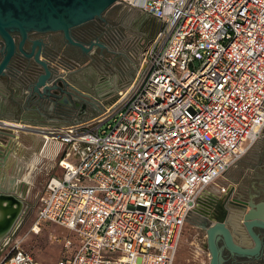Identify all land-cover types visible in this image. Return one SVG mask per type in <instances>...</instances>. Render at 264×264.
Masks as SVG:
<instances>
[{"label":"built area","instance_id":"built-area-1","mask_svg":"<svg viewBox=\"0 0 264 264\" xmlns=\"http://www.w3.org/2000/svg\"><path fill=\"white\" fill-rule=\"evenodd\" d=\"M118 3L160 28L111 106L49 131L64 151L32 230L79 239L57 264H175L202 196L264 133V0ZM0 264L40 262L15 244Z\"/></svg>","mask_w":264,"mask_h":264},{"label":"crops","instance_id":"crops-1","mask_svg":"<svg viewBox=\"0 0 264 264\" xmlns=\"http://www.w3.org/2000/svg\"><path fill=\"white\" fill-rule=\"evenodd\" d=\"M141 13L143 18L149 21V24L146 23L145 25V23H142V25H139L145 33L147 32L146 34H140L144 42H146L158 31L160 22L146 13ZM104 50L111 54L112 60L120 58L122 60L124 59L122 61L124 63H122L119 68L113 67L112 72L105 71L100 74L98 78L95 76L93 83L94 91L83 89L79 87L76 81L68 80L70 83V92H72L74 96L76 92H79V94L83 96L82 98H84L82 102H80V106L75 107V109L70 106L61 107L58 101L59 97H61V93L59 92H53L51 94L46 93L45 95L38 93L35 88L37 73L35 77L27 78L24 76L21 69H16L8 72L12 75L8 77L9 79L0 78V121L24 126L21 132H17L19 136L18 139L12 137L10 141H6L5 145L0 147L2 161L1 183L10 195L21 201V207L19 208L20 212L14 221L10 234L11 236L15 232L17 221L23 211L22 207L24 206V201L27 198V195L24 197L23 187L26 186L27 190L29 186L31 187L33 185L32 183L37 177L36 171L38 168L40 171H44L45 175L48 177L47 181L51 176L57 174V162L63 154L64 146L61 142L53 140L50 137L49 131L60 126L77 123V121L81 122L94 118L96 114L101 112V108L104 109L106 104H109V102L111 103L118 96V92L125 88L137 75L138 65L135 61L127 60V58L129 54L139 53V51L142 50L139 41H135L133 37L128 38L123 35L122 38L115 41L107 40L104 43ZM91 69L92 67L90 66V71L93 73ZM84 71H86V69ZM50 86L53 88L56 87L52 82ZM95 103H99L100 105L96 106ZM45 130L47 132H45ZM43 131L46 133L45 135L41 134ZM253 151L254 149L252 148L228 172L229 177L227 191L225 193L233 190V194L243 195L242 193L245 192L247 196L248 193L253 190L264 191V156L262 152H259L257 156L258 164H253L251 163L252 160L255 159ZM26 177H29L30 182H27ZM248 179L251 181L249 182ZM208 194L212 196H221L224 193L219 190V192H208ZM45 195L46 192L40 199L42 200V197ZM205 211L206 210H201V212L194 211L190 215L188 221H192L191 225L193 228L204 229L203 222L204 218H206ZM41 225L39 229L32 231L36 234L40 233ZM62 228L70 232V237L65 238L62 244L63 250L65 251V255L62 257L64 258L76 252L79 247V239L70 230L64 227ZM9 239H11V237H8V240ZM8 240H6L3 245L1 243L0 246L6 245ZM67 241L71 242L69 252L65 249ZM2 251L0 247V254H2L0 258L5 256ZM30 254L40 262V264H47L40 261L32 253ZM62 258L51 264H57Z\"/></svg>","mask_w":264,"mask_h":264},{"label":"flooded vegetation","instance_id":"flooded-vegetation-1","mask_svg":"<svg viewBox=\"0 0 264 264\" xmlns=\"http://www.w3.org/2000/svg\"><path fill=\"white\" fill-rule=\"evenodd\" d=\"M53 8L45 0H0V15L3 21L8 24L7 30L12 34L16 42V53L12 58L9 70L6 76L2 78L9 79L12 75L9 71L21 69L27 78L35 77L37 80L40 76L45 75L46 71L41 63H38L36 56L39 52L40 60L47 63L52 72L54 84L59 85L58 101L61 107L80 106L84 98L79 94L75 95L70 92L69 81L73 80V75L77 67H90L89 60L92 54L97 51L103 52L104 43L109 40L108 34H122L111 19V15L117 8H123L119 0H51ZM104 6H107L104 8ZM63 14L68 26L53 27L50 23L52 18L58 19ZM68 27V33L66 28ZM2 33L0 32V35ZM27 34V39L23 49L27 52L24 55L20 52L19 46ZM65 34H71L74 42L69 41ZM155 34V33H154ZM46 38V40H45ZM43 43L40 46V43ZM6 50V42L0 36V62L3 60V53ZM80 54L87 59L78 57ZM79 58V60H78ZM83 62V63H82ZM67 97V101L65 98ZM84 104V103H83ZM86 106V104H85ZM233 194L240 202L228 203L226 206L229 217L235 222L239 229H243V221H240L236 215L240 214L244 208L251 210L253 206L264 203V191L253 190L245 195ZM246 204L243 205L242 203ZM211 214L220 216L221 211L206 213L208 217ZM215 216V217H216ZM214 217V218H215ZM209 220L204 218L203 225ZM232 231V225H230ZM204 231V229H203ZM255 232L261 239L262 248L257 256H241L233 253L225 244L223 238L218 240V246L221 249L222 264H264V228H255ZM246 234V233H245ZM237 241V239L235 238ZM246 241L255 246V241L246 234ZM204 248L210 256L208 242L204 243Z\"/></svg>","mask_w":264,"mask_h":264},{"label":"rangeland","instance_id":"rangeland-1","mask_svg":"<svg viewBox=\"0 0 264 264\" xmlns=\"http://www.w3.org/2000/svg\"><path fill=\"white\" fill-rule=\"evenodd\" d=\"M111 19L114 20L115 25L117 21L118 25L116 26V28L122 34H108L109 40H118L122 38L123 35L128 38L133 37L135 41L140 42L142 48V44L145 42L140 34H146L147 32L145 33L142 28L139 27V25H142V23H145V25L146 23L149 24V21H146V19L143 18V15L140 11L130 10L126 7H119L115 12L112 13ZM141 51L142 50H140L139 53L129 54L127 60L135 61L138 65ZM78 57L81 59H87L85 58V56L82 57L80 54H78ZM89 57L91 59L89 60V62L91 64L90 66L92 67L91 70L93 73H91L90 67H88V69L87 66L83 65L82 68H76V72L74 73L72 78L77 82L79 87L91 91H94L93 83L95 76L96 78H98L99 75L104 73L105 71L112 72L113 67L119 68L120 65L124 63L122 62L124 59L122 60L119 58L117 60H112L111 54H109L106 50H103V52L97 51L95 54H92ZM85 69L86 71H84ZM133 80L123 89H127L131 85ZM76 96L77 95H75L74 97ZM95 104L96 106L100 105L99 103ZM111 104L112 102L106 104V106H104V109L108 106H111ZM104 109L101 108V112L96 114L92 119L100 116L103 113ZM252 148L254 149L253 152L255 159L252 160L251 163L258 164L257 156L259 155V152H262L264 156V133L261 139L255 145H253ZM59 170L60 168L57 167V172H55L58 173ZM36 172L37 177L33 181V185L31 187L29 186L27 190L26 186H24L25 189L23 187L24 197H26L27 195V198L24 201V206L22 207L23 211L19 216L15 232L11 236V239L9 241L10 243L8 244L7 242V244L1 246V248L3 250L2 253L6 255V253L11 250L13 245L20 244L23 249L25 248L26 251L32 253L40 261L51 264L65 255L62 244L65 238L70 237V232L54 223H43L41 225V232L38 234L32 231V227L34 226L39 216L38 210L40 207V197L46 192V184L48 179L44 171H40L39 168ZM228 174L229 173L227 172L217 182L216 185L212 186L209 189V192L216 193L219 192L220 187L227 186L229 177ZM250 181L251 180H249V182ZM83 183L84 182H80V184ZM86 183L89 184L90 182L87 181ZM191 223L192 221L190 220L185 226L175 264H210V256H208L207 250L204 248V243L206 242L207 237L206 232L205 230L203 231V229L201 230L200 228H193ZM8 237L9 236H7L6 240H8Z\"/></svg>","mask_w":264,"mask_h":264},{"label":"water","instance_id":"water-1","mask_svg":"<svg viewBox=\"0 0 264 264\" xmlns=\"http://www.w3.org/2000/svg\"><path fill=\"white\" fill-rule=\"evenodd\" d=\"M48 4L49 7L53 8V4L51 0H45ZM107 6H104V8ZM54 9V8H53ZM53 27H58V26H68V23L65 21V18L63 14H60L58 19L52 18L50 20V23ZM8 24L3 21L2 16L0 15V32L2 33L0 36L5 40L6 42V50L4 51L3 55V60L0 62V78L3 76H6L7 71L9 70V65L16 53V42L12 36V34H9L7 30ZM67 33H68V27L66 28ZM65 37L71 41L74 42L71 34H65ZM27 39V34H24V39L20 43L19 49L20 52L24 55H27V52L23 49V46L25 44V40ZM43 43H40V46H42ZM40 54L39 52L36 56V60L38 63H41L46 71L45 75H42L38 78L37 83L35 85V88L38 93L41 95H45L46 93H53V92H59V85L55 83L56 87L50 86V83H54L52 80V72L49 69L48 65L46 62L40 60ZM67 101V97L65 98ZM23 128H14L11 126H6L5 124L0 123V147L2 145H5L6 141H10V139L13 137L15 139H18V133L21 132ZM41 134H46L44 131L41 132ZM0 154H1V148H0ZM6 159V158H5ZM7 160V159H6ZM1 156H0V201L6 202L10 201L11 207L13 206V202L16 203L17 205L21 206V201L17 200L12 195H9L6 193L3 188H2V183H1ZM232 202H240L237 198H233V190H230L227 193L222 194L221 196H212L206 193L205 195L202 196L198 203V207L195 211H200L201 210H206V213H214L215 211L218 212V210L221 211L220 216H216L211 214V216L208 217L207 215L206 218L209 220L207 224L204 225V230L206 232L207 236V242H208V248L210 252V264H222V255H221V249L218 246V240L220 238H223L226 246L233 252L241 256H257L262 248V243L261 239L255 232V228H264V203L259 204L258 206H253L251 210H248L247 208H244L242 212L237 216V218L240 221H243V227L244 231H241L239 227L235 224V222L229 217V212L226 209V206L228 203ZM242 203V202H241ZM243 205H246L242 203ZM1 210V209H0ZM2 212H4L2 210ZM16 216L12 219L17 218ZM6 214V213H5ZM216 216V217H215ZM215 217V218H214ZM9 218H6L4 216V219L2 218V215H0V233L3 231H7V226L11 225L12 220H8ZM9 221V224H8ZM13 223V222H12ZM230 225H232V231L230 230ZM252 238L255 241V246L252 247L251 243L248 244L246 241V234ZM11 232L9 233V237H11ZM237 239V241L235 240ZM6 241V239L2 242L3 243ZM10 239L8 240V244ZM1 247V246H0ZM2 254H0L1 256Z\"/></svg>","mask_w":264,"mask_h":264},{"label":"bare ground","instance_id":"bare-ground-1","mask_svg":"<svg viewBox=\"0 0 264 264\" xmlns=\"http://www.w3.org/2000/svg\"><path fill=\"white\" fill-rule=\"evenodd\" d=\"M18 126H21L20 124H17ZM48 130V129H47ZM50 130V129H49ZM45 132H47L46 130H45ZM48 138V137H47ZM35 168V167H34ZM33 168V169H34ZM26 180H27V182H30V179H29V177H26ZM2 188H3V190L6 192V193H8L9 194V192L3 187V185H2ZM12 194V193H11ZM10 195V194H9ZM21 206H19V205H17L16 203H14L13 202V206L11 207V205H10V201H6V202H2V201H0V215H2V218L4 219V216H6V218H9L8 220H12L15 216H16V212H20V208ZM2 210L4 211V212H2ZM6 213V214H5ZM17 213V214H18ZM13 217V218H12ZM14 221H15V219L14 220H12V222H11V225H9V227L7 226V231H3L2 233H0V244L4 241V239H6L7 238V236L9 235V233L12 231V228H13V225H14ZM8 224H9V221H8ZM0 227H1V225H0Z\"/></svg>","mask_w":264,"mask_h":264}]
</instances>
